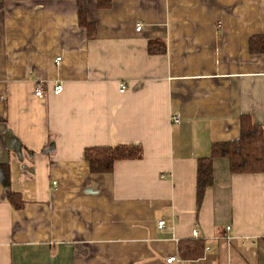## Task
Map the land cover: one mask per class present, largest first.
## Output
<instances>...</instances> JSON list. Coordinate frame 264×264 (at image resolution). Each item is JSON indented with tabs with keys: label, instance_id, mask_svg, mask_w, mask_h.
<instances>
[{
	"label": "crops",
	"instance_id": "0c3cea01",
	"mask_svg": "<svg viewBox=\"0 0 264 264\" xmlns=\"http://www.w3.org/2000/svg\"><path fill=\"white\" fill-rule=\"evenodd\" d=\"M253 38L264 0L0 2V264H264V174L215 159L196 203L212 145L241 116L264 132ZM128 145L140 160L90 173L85 149ZM191 239L202 257L181 260Z\"/></svg>",
	"mask_w": 264,
	"mask_h": 264
},
{
	"label": "trees",
	"instance_id": "16d2710c",
	"mask_svg": "<svg viewBox=\"0 0 264 264\" xmlns=\"http://www.w3.org/2000/svg\"><path fill=\"white\" fill-rule=\"evenodd\" d=\"M5 1L9 0H0V2ZM78 21L80 26L85 27L87 31L91 27L86 22L82 5L78 7ZM256 39H251L250 51L256 48V53H264V38H259L262 39L260 46L255 45ZM239 122L240 136L238 140L213 144L210 156L198 161L196 173L197 207L201 205L205 191L212 185V164L215 159H226L229 163L230 173L233 175L264 174V132L262 128L253 125L249 116H241ZM83 157L91 174H108L112 172L115 163L118 161L140 160L142 149L136 145L88 148L85 149ZM15 197L14 194L9 195L10 203L16 209H21L23 203ZM203 248L204 242L202 240H183L178 244V256L184 261H195L202 257Z\"/></svg>",
	"mask_w": 264,
	"mask_h": 264
},
{
	"label": "built area",
	"instance_id": "2783aa9c",
	"mask_svg": "<svg viewBox=\"0 0 264 264\" xmlns=\"http://www.w3.org/2000/svg\"><path fill=\"white\" fill-rule=\"evenodd\" d=\"M141 30V25H137L136 28H135V31L136 32H139ZM60 61V58L56 59L55 62L56 64ZM125 91V84H121L120 85V93H123ZM63 92V85L62 83H56L53 85V88H52V95L53 96H59L60 94H62ZM34 96L36 98H41L43 96V85L40 84V85H37L34 89ZM172 122L173 123H179V119L177 117H174L172 118ZM53 187L56 186L55 183L52 184ZM164 227V223L163 222H159L158 223V228H163ZM226 230H229V228H227ZM192 236L194 238H197L198 237V233L196 231H193L192 233ZM176 258L172 257V258H169L167 260V263L170 264L171 262L175 261Z\"/></svg>",
	"mask_w": 264,
	"mask_h": 264
}]
</instances>
